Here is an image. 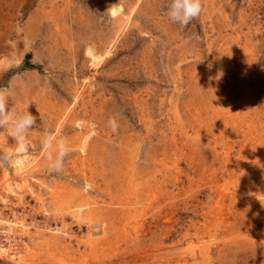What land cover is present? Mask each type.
Returning <instances> with one entry per match:
<instances>
[{
	"label": "rangeland",
	"instance_id": "obj_1",
	"mask_svg": "<svg viewBox=\"0 0 264 264\" xmlns=\"http://www.w3.org/2000/svg\"><path fill=\"white\" fill-rule=\"evenodd\" d=\"M202 2L181 28L168 0H0V91L37 118L0 264H264V0Z\"/></svg>",
	"mask_w": 264,
	"mask_h": 264
},
{
	"label": "clouds",
	"instance_id": "obj_2",
	"mask_svg": "<svg viewBox=\"0 0 264 264\" xmlns=\"http://www.w3.org/2000/svg\"><path fill=\"white\" fill-rule=\"evenodd\" d=\"M202 11V0H168L166 7L168 18L181 28H186L194 19L199 18ZM9 95L10 93L0 91V127L10 126V134L16 140V147L15 149H0V164L16 166L23 163L29 165L35 158L30 132L37 126V118L30 111L9 112ZM40 117L43 123L44 114L41 112ZM109 124L112 131L116 132L118 129L116 120L110 119ZM40 150L48 162L47 168L51 174L62 173L66 159L73 152L72 146L59 133L46 134L40 140Z\"/></svg>",
	"mask_w": 264,
	"mask_h": 264
},
{
	"label": "bare ground",
	"instance_id": "obj_3",
	"mask_svg": "<svg viewBox=\"0 0 264 264\" xmlns=\"http://www.w3.org/2000/svg\"><path fill=\"white\" fill-rule=\"evenodd\" d=\"M120 10V8L119 9H116L115 10V12H117V11H119ZM129 20V19H128ZM129 22V21H128ZM90 53V55H91V57H92V59H97L98 57H96V56H94V52L93 51H90L89 52ZM94 61V60H93ZM19 164H21V163H19ZM7 225V224H6ZM8 225H9V223H8ZM6 229V228H5Z\"/></svg>",
	"mask_w": 264,
	"mask_h": 264
},
{
	"label": "trees",
	"instance_id": "obj_4",
	"mask_svg": "<svg viewBox=\"0 0 264 264\" xmlns=\"http://www.w3.org/2000/svg\"><path fill=\"white\" fill-rule=\"evenodd\" d=\"M25 65H28V62H26ZM29 65H30V64H29ZM28 68H32V65H30Z\"/></svg>",
	"mask_w": 264,
	"mask_h": 264
}]
</instances>
